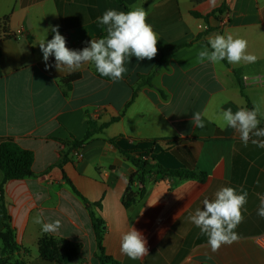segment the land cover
I'll return each mask as SVG.
<instances>
[{
    "label": "crops",
    "instance_id": "obj_1",
    "mask_svg": "<svg viewBox=\"0 0 264 264\" xmlns=\"http://www.w3.org/2000/svg\"><path fill=\"white\" fill-rule=\"evenodd\" d=\"M124 1L130 11H147V23L160 40L152 60L131 57L124 78L113 82L98 77L91 62L74 72L66 66L57 70L54 55L45 62L38 43L50 41L51 28L58 26L70 50L89 47L92 39L106 35L98 17L109 9L127 12L116 0H0V21L9 17L11 31L24 33L0 45V138H12L35 155V176L4 187L18 249L1 256L0 238V260L101 264L94 212L104 223L105 254L118 264H264L256 243L264 234V218L257 215L264 198V148L251 140L245 145L221 119L228 108L236 112L259 105V128L264 129V0H216L215 6L210 0ZM226 12L230 20L222 27ZM227 33L247 40L256 62L197 63L200 50H211L209 37ZM74 73L81 78L64 96L63 80ZM195 112L203 114V129L192 124ZM90 123L97 130L92 140L71 151L60 167L62 152H68L61 142L83 140ZM124 152L168 170L205 173L207 180L152 173L146 195L126 208L128 187L137 191L141 186L130 182L138 169ZM3 180L0 168V184ZM225 186L247 191L244 220L235 229L239 240L213 253L189 217ZM41 214L46 223L59 220V230L42 233L33 222ZM4 222L0 203V233ZM131 227L147 241L148 255L142 259L120 251L121 236Z\"/></svg>",
    "mask_w": 264,
    "mask_h": 264
},
{
    "label": "clouds",
    "instance_id": "obj_2",
    "mask_svg": "<svg viewBox=\"0 0 264 264\" xmlns=\"http://www.w3.org/2000/svg\"><path fill=\"white\" fill-rule=\"evenodd\" d=\"M215 6L216 0H210ZM147 11L142 7L131 11L106 10L97 22L105 26L106 35L99 39H92L89 47L81 51L70 50L66 47L65 37L58 31V26L52 27L55 33L50 41L41 40L38 44L43 53V59L48 61L49 56L54 55L57 70L66 66L73 72L83 63L91 62L96 71L104 77H109L113 82L124 78L127 69L125 62L135 56L138 61L152 60L158 53L157 43L160 40L152 26L147 23ZM208 47H204L197 53V63L217 64L227 60L231 64H239L241 61L255 63L258 59L249 54L248 42L243 38H234L232 34H216L209 37ZM47 66V65H46ZM259 105L252 110L241 108L233 112L231 108L221 113L223 126L235 129L240 133V138L245 145L249 140L258 147L264 148V141L252 139L264 137V129L259 128ZM202 113H193L192 124L196 128L203 129L205 124ZM248 193L230 186L220 188L211 201H203V210L197 209L190 221L200 229L208 238L207 242L213 253L218 252L222 245H231L239 240L235 231L244 220L243 209L247 203ZM257 215L264 218V198L261 199ZM34 223L41 225L42 233H54L61 227L59 220L44 222L43 216L34 217ZM120 251L132 260L142 259L148 255L147 241L135 228L123 233L120 242Z\"/></svg>",
    "mask_w": 264,
    "mask_h": 264
},
{
    "label": "trees",
    "instance_id": "obj_3",
    "mask_svg": "<svg viewBox=\"0 0 264 264\" xmlns=\"http://www.w3.org/2000/svg\"><path fill=\"white\" fill-rule=\"evenodd\" d=\"M121 7H123L127 12L130 11L129 7L125 3L124 0H116ZM223 9L216 11L212 16H216V14H222ZM195 16H199L198 14H194ZM209 16H206L207 20ZM17 37V34H14L10 28V18L6 17L0 21V45L1 43L11 40ZM1 55V50H0ZM47 65V66H46ZM41 67L47 71L48 73H52L49 63L41 64ZM96 74L103 80H112L109 77L101 76L97 71ZM81 78L80 73H74L71 76L67 77L63 80V85L65 90L63 92L64 96H68L69 92L72 90L73 83L78 81ZM137 90L133 93V100L137 96ZM119 118L113 120V122L117 121ZM106 127L103 126V128ZM96 128L92 123L89 124V130L85 136V138L81 141L74 140L73 142H61L67 149L68 152H62V161L59 166L62 167L69 159L68 155L71 151L77 148H82L88 142H90L96 132ZM125 156L133 162V164L138 169L137 173L133 175L130 179V182H134L137 180L140 184V188L137 191H134L131 186L128 187L124 199L123 204L126 208H130L133 206L139 199L143 198L146 195L145 183L146 179L152 173L164 174L168 177L179 178V179H198L201 182H205L207 180V175L202 172L196 171H188V170H168L161 165H150L147 161L138 160L131 156V153L124 152ZM35 162V155L32 151L25 150L21 148L14 139L12 138H0V168L4 173V180L2 184H0V203L1 208L5 214V232L0 233V238L4 243V248L1 251V256H4L8 251L17 250L18 247L15 242V232L11 226V219L7 212L6 202H5V194L4 187L9 181L16 180H25L28 178H32L35 176L33 166ZM65 179L68 185L74 190V192L80 196L77 189L74 187L72 182L65 176ZM98 207H101L98 204ZM91 218L93 222V228L97 243V251L98 257L101 264H118L113 259L108 257L105 254L104 249V223L103 221L94 213L91 212ZM43 256L47 259H52L50 256L43 254ZM0 264H5L4 260H0Z\"/></svg>",
    "mask_w": 264,
    "mask_h": 264
},
{
    "label": "built area",
    "instance_id": "obj_4",
    "mask_svg": "<svg viewBox=\"0 0 264 264\" xmlns=\"http://www.w3.org/2000/svg\"><path fill=\"white\" fill-rule=\"evenodd\" d=\"M229 20H230V14L228 12H226L221 17L220 25L222 27H225L227 25V23L229 22ZM23 34L24 33H20V34L17 35V37L20 38V37L23 36ZM76 157L78 159H81L83 156L80 153H76ZM256 243L264 251V234L256 239Z\"/></svg>",
    "mask_w": 264,
    "mask_h": 264
}]
</instances>
